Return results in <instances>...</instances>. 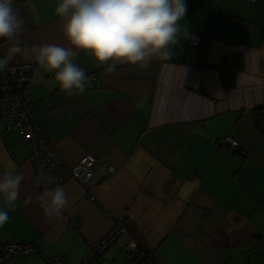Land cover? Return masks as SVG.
I'll use <instances>...</instances> for the list:
<instances>
[{"label":"crops","instance_id":"1","mask_svg":"<svg viewBox=\"0 0 264 264\" xmlns=\"http://www.w3.org/2000/svg\"><path fill=\"white\" fill-rule=\"evenodd\" d=\"M58 3L13 2L24 21L20 46H69ZM185 4L178 42L145 68L107 73L78 52L89 78L81 95L61 91L34 57L17 54L7 65V74L31 65L22 96L59 157L96 162L94 199L69 177L62 217L48 218L26 143L0 119V176L24 177L0 227V252L6 243L36 247L0 264H83L116 223L126 230L95 257L99 264H264V132L254 114L264 107V0ZM13 43L0 40V58ZM225 136L234 144L222 145Z\"/></svg>","mask_w":264,"mask_h":264},{"label":"clouds","instance_id":"2","mask_svg":"<svg viewBox=\"0 0 264 264\" xmlns=\"http://www.w3.org/2000/svg\"><path fill=\"white\" fill-rule=\"evenodd\" d=\"M56 15L64 20L63 35L68 47L55 44L20 46L18 34L23 31V18L14 8L13 0H0V40H14L7 54L0 58V72L17 55L34 57L40 68L53 74V80L68 96L86 91L89 78L76 62L82 51L92 57L107 73L117 65L147 67L158 55H169L167 49L178 42L180 21L186 15L185 0H59ZM24 177L12 172L0 176V227L9 220L19 198ZM56 178L43 171L35 178L37 185H45L38 195L42 213L59 219L68 205L65 188ZM31 196L25 202H31Z\"/></svg>","mask_w":264,"mask_h":264},{"label":"built area","instance_id":"3","mask_svg":"<svg viewBox=\"0 0 264 264\" xmlns=\"http://www.w3.org/2000/svg\"><path fill=\"white\" fill-rule=\"evenodd\" d=\"M15 1L18 0H13ZM199 41L200 35L195 31L190 32L188 46L195 47ZM30 68L31 65H22L12 74L0 72V119L5 123L7 130L14 129L21 133L26 143V155L32 164L34 179L43 171L56 178L55 183L47 187H55L56 184L63 185L69 177H72L82 185L90 194L89 198L93 200L91 177L96 162L95 157L85 155L74 165H67L59 157L51 142L39 132L31 106L22 96V89L30 79L28 73ZM220 143L230 146L234 141L231 137L225 136ZM36 186L41 192L44 191L45 185L36 184ZM125 230L121 223H116L91 247V255L83 264H99L95 257L111 244L118 233ZM35 249L33 244L6 243L0 252V260L3 261L12 255L33 254Z\"/></svg>","mask_w":264,"mask_h":264},{"label":"trees","instance_id":"4","mask_svg":"<svg viewBox=\"0 0 264 264\" xmlns=\"http://www.w3.org/2000/svg\"><path fill=\"white\" fill-rule=\"evenodd\" d=\"M200 59L203 60L202 58ZM231 85L233 86V81L228 83V86ZM254 114L256 116V128L259 131L264 132V107H258L254 109Z\"/></svg>","mask_w":264,"mask_h":264},{"label":"water","instance_id":"5","mask_svg":"<svg viewBox=\"0 0 264 264\" xmlns=\"http://www.w3.org/2000/svg\"><path fill=\"white\" fill-rule=\"evenodd\" d=\"M39 255V254H38ZM13 256H16V255H12V256H10L9 258H11V257H13ZM39 256H41V255H39ZM8 259V258H7ZM44 260H47V259H45V258H43ZM58 260H60V261H62V259L61 258H59Z\"/></svg>","mask_w":264,"mask_h":264}]
</instances>
